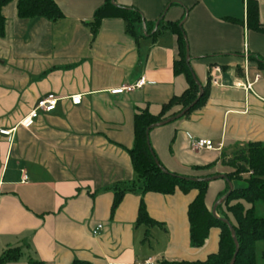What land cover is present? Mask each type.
<instances>
[{
	"label": "crops",
	"instance_id": "0c3cea01",
	"mask_svg": "<svg viewBox=\"0 0 264 264\" xmlns=\"http://www.w3.org/2000/svg\"><path fill=\"white\" fill-rule=\"evenodd\" d=\"M18 1L3 9L0 38V131L14 133L12 142L0 134V260L17 248L23 251L19 262L4 264H144L216 253L217 230L203 250L190 246L187 212L196 193L142 196L129 151L135 115L159 116L190 89L186 75L175 73L178 37L166 30L180 22L191 69L208 99L188 118L152 130L150 144L161 164L189 175L216 163L213 171L220 173L223 154L264 143V68L257 61L264 62V33L248 26L250 0H116L154 28L147 34L143 23L136 24V38L120 18L104 19L93 37L85 23L107 0H54L65 15L55 24L19 19ZM254 1L264 29V0ZM246 70L252 82L261 77L252 91L244 89ZM140 80L141 89L112 94ZM49 94L60 99L56 109L39 112L30 128L19 126ZM75 96L81 105L72 104ZM202 139L218 150L196 149ZM128 187L134 191L113 212V189ZM225 188L224 181L210 184V209ZM142 199L158 225L137 224ZM156 228L165 237L158 256L145 246Z\"/></svg>",
	"mask_w": 264,
	"mask_h": 264
},
{
	"label": "trees",
	"instance_id": "16d2710c",
	"mask_svg": "<svg viewBox=\"0 0 264 264\" xmlns=\"http://www.w3.org/2000/svg\"><path fill=\"white\" fill-rule=\"evenodd\" d=\"M14 0H0V38L5 37L6 18L3 15V9ZM18 17L21 20L44 19L51 23H60L65 19V15L54 0H19L17 4ZM248 26L258 32L264 33V29L259 23V9L257 2L250 0L247 7ZM107 18H120L126 22V31L128 35L136 38L135 25L145 22L142 14L135 8H122L113 4V0H107L106 3L96 11L92 22H86L95 38L100 30L101 23ZM163 19V17H162ZM146 33L151 34L153 27H149L146 22ZM180 23L170 24L166 30L178 37L179 60L175 63V73L186 75L190 89L181 97L173 98L163 107L159 116H153L147 111H141L134 118V145L129 151L133 168L137 177V182L142 185V196L147 194H159L163 196H172L180 191L185 196L196 193L195 198L188 206V223L190 234V246L193 250H203L210 239L211 232L219 231L218 251L210 254L205 260H163L159 264H231L236 253V247L233 241L232 233L227 224L222 220H228L236 233L239 243V253L235 264H264V252L261 255V262L257 258V244L264 242V218L257 216L256 207L264 205V143L251 142L239 147L230 155L221 156V164L230 167L232 172L226 174L228 180L232 183L243 182V188L234 187V191L227 201L217 209L216 216L212 209L206 204L210 184L204 182H192L188 179L202 180L211 178L220 173L214 172L216 163L206 167H197L192 169L193 174L183 175L169 172L159 161L153 148L148 147L147 129L157 123L178 115L181 111L189 107L197 100L200 91L192 73L187 65V39L183 27ZM257 60V59H255ZM260 67L264 68V62L257 60ZM208 99V90L204 89V95L198 104L182 119L188 118L193 112L202 108ZM176 121L172 124H175ZM152 132V131H151ZM150 132V133H151ZM150 135V134H149ZM153 153V154H152ZM154 157L159 164L168 173H164L156 165ZM225 190L218 196L217 201L222 199L229 192L228 183ZM115 193L112 211L118 208L124 196L134 191V187L126 189H113ZM215 202V203H216ZM138 225H145L148 228L158 225L147 210L144 200L138 211ZM23 256L20 248L7 251L1 264L19 262ZM30 264H43L31 261ZM73 264H90L81 261H75Z\"/></svg>",
	"mask_w": 264,
	"mask_h": 264
},
{
	"label": "built area",
	"instance_id": "2783aa9c",
	"mask_svg": "<svg viewBox=\"0 0 264 264\" xmlns=\"http://www.w3.org/2000/svg\"><path fill=\"white\" fill-rule=\"evenodd\" d=\"M215 72H219V70L217 69V70H215ZM244 78H245L244 80L246 81L245 82L246 86L244 89L246 91H252L253 85L255 83H257L261 77H260V75H256L253 82H252L249 79L248 70H246L245 74H244ZM213 80H214L213 83L215 85H217V80L214 77V74H213ZM144 85H145L144 80H140L135 85L116 89V90L112 91V94L113 95H120V94H123L125 92H132V91H135L136 89H141ZM239 86L241 87L242 85H239ZM59 100L60 99L53 94H49L45 98L40 99L37 102L35 109L20 122L19 126H21L23 128H30L31 126H33L35 120L39 117V112L50 113V112L54 111L57 107ZM71 102L74 106H79V105H81L82 99L80 96H75V97L71 98ZM0 134L2 136L7 137L9 142H12L14 139V133L12 131L1 130ZM195 148L198 150H206V151L218 150V148L215 147V145L212 141L205 140V139L197 141L195 143ZM101 230H103V226L100 225L93 232V235L94 236L99 235V232ZM144 264H157V263L153 260H148Z\"/></svg>",
	"mask_w": 264,
	"mask_h": 264
},
{
	"label": "water",
	"instance_id": "95a60500",
	"mask_svg": "<svg viewBox=\"0 0 264 264\" xmlns=\"http://www.w3.org/2000/svg\"><path fill=\"white\" fill-rule=\"evenodd\" d=\"M115 1H113V4L115 5ZM159 24H160V21H158L156 23V28L154 30V32H156L158 30V27H159ZM180 27H182V24L180 25ZM143 28L146 29V24L145 22H143ZM187 65L189 66L190 68V71L192 73V77H193V80L195 81L196 85L198 86L199 88V91H200V94L197 98L196 101H194L189 107H187L186 109H184L183 111H181L178 115L172 117V118H169V119H166L160 123H157V124H154L152 126H150L148 129H147V137H148V147L150 148L151 150V144H150V139H149V134L152 130L154 129H158V128H162L164 126H167L169 124H172L176 121H179L180 119L184 118L197 104L198 102L200 101V99L203 97L204 95V88L202 87L201 83L199 82V80L197 79L196 75L193 73L192 69H191V66H190V63H191V59H190V56H189V48L187 47ZM152 152V150H151ZM153 154V153H152ZM154 160L156 162V165L159 166L161 168V170L164 172V173H168L164 168H162L159 164V161L154 157ZM192 182H204V183H211V182H214V181H218V180H225L227 183H228V186H229V192L227 193V195H225L222 199H220L219 201H217L212 209V213L214 216L217 217L216 215V212H217V209L220 205H222L223 203H225L227 201V199L229 198V196L232 194V192L234 191V185L232 182H230L227 178L226 175H217V176H214V177H211V178H207V179H202V180H196V179H188ZM225 224H227L231 230V233H232V237H233V241H234V244H235V247H236V253L231 261V264H235L236 262V258H237V255L239 253V243H238V240H237V237H236V233H235V230L233 229V227L230 225L229 221L228 220H222Z\"/></svg>",
	"mask_w": 264,
	"mask_h": 264
},
{
	"label": "rangeland",
	"instance_id": "374dc122",
	"mask_svg": "<svg viewBox=\"0 0 264 264\" xmlns=\"http://www.w3.org/2000/svg\"><path fill=\"white\" fill-rule=\"evenodd\" d=\"M219 172L221 173V175H225V174H229L232 172V169L230 167H226L223 166L219 169ZM234 187L236 188H243L245 186V184L243 182H236L233 183ZM256 211H257V216L264 218V205H258L256 207ZM147 230V228H146ZM161 238L165 239L164 234L162 233V231L158 230V228H156L152 233L151 236L147 239V241L145 242V246H146V253H150V255H156L158 256L157 252L159 249V246H161ZM257 258L259 263L261 262V255L264 252V242H259L257 244ZM155 251V252H153ZM157 257L154 258L155 262L157 264H159V262H161V260L158 261V259H156Z\"/></svg>",
	"mask_w": 264,
	"mask_h": 264
}]
</instances>
